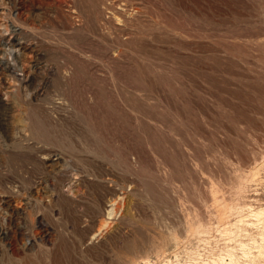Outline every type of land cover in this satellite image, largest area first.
<instances>
[{
    "label": "rangeland",
    "instance_id": "rangeland-1",
    "mask_svg": "<svg viewBox=\"0 0 264 264\" xmlns=\"http://www.w3.org/2000/svg\"><path fill=\"white\" fill-rule=\"evenodd\" d=\"M27 263L264 264V0H0V264Z\"/></svg>",
    "mask_w": 264,
    "mask_h": 264
},
{
    "label": "bare ground",
    "instance_id": "bare-ground-1",
    "mask_svg": "<svg viewBox=\"0 0 264 264\" xmlns=\"http://www.w3.org/2000/svg\"><path fill=\"white\" fill-rule=\"evenodd\" d=\"M128 2V1H127ZM119 3V2H118ZM104 4V3H103ZM114 8V7H113ZM112 9V7L108 4L105 5V10ZM129 11V10H128ZM137 20V19H136ZM134 21V20H133ZM11 38V37H10ZM36 58V57H35ZM91 131V130H90ZM34 132V131H33ZM41 132V131H40ZM89 133V132H88ZM94 133V132H93ZM95 135V134H94ZM35 136V135H34ZM35 138V137H34ZM92 142V141H91ZM92 144V143H91ZM93 149V148H92ZM92 152V151H91ZM82 159V158H81ZM89 163V162H88ZM7 201V200H6ZM149 201V200H148ZM5 262V261H4ZM28 262V261H27ZM28 264V263H27Z\"/></svg>",
    "mask_w": 264,
    "mask_h": 264
}]
</instances>
